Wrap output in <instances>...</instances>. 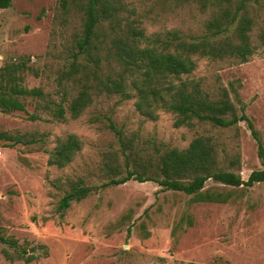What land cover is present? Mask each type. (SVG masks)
<instances>
[{
    "label": "rangeland",
    "instance_id": "1",
    "mask_svg": "<svg viewBox=\"0 0 264 264\" xmlns=\"http://www.w3.org/2000/svg\"><path fill=\"white\" fill-rule=\"evenodd\" d=\"M125 3L126 16L137 20L147 36L177 31L188 40L204 37L212 18V9H203L198 0ZM246 10L254 21L250 34L256 51L250 60L202 58L193 74L182 79L202 80L213 93L226 87L238 107L239 94L264 143V0H249ZM82 22L83 13L74 6L67 10L62 0H13L0 12V72L19 64L24 68L21 86L42 92L21 98L26 111L0 109V132L23 139L0 138V236L16 242L0 241V264H264V183L232 187L209 180L205 192L229 196L225 203H214L197 202L193 195L165 190L154 181L131 180L99 189L64 215L57 211L68 180L95 186L108 180V154H117L125 168L118 130L146 150L144 159L155 149H187L196 136L207 134L219 142L222 161L225 155L240 158L238 172L245 181L263 168L259 144L246 122L229 130L178 128L173 113L160 110L158 120H147L135 98L119 96L97 99L79 119L69 114L63 122L53 119L45 106L61 101L58 78L73 60ZM68 134L84 141L83 150L65 168L49 165V153ZM24 249L35 250L38 260L11 262L3 254L7 250L17 256Z\"/></svg>",
    "mask_w": 264,
    "mask_h": 264
},
{
    "label": "trees",
    "instance_id": "2",
    "mask_svg": "<svg viewBox=\"0 0 264 264\" xmlns=\"http://www.w3.org/2000/svg\"><path fill=\"white\" fill-rule=\"evenodd\" d=\"M198 1L203 9H212V18L206 22L204 37L188 40L177 31H169L164 36H147L137 20L126 16L129 10L125 0H62L67 10L74 6L83 13L82 31L73 44L72 62L58 78L63 87L61 101L48 102L45 109H49L57 121L68 120V114L76 120L97 99L119 96L121 100L135 98L137 110L147 120H158L160 110L173 113L174 125L178 128L209 125L213 129L229 130L246 122L259 144L263 168L253 171L245 181L238 172L240 158L225 155L227 158L222 161L219 142L207 134L196 136L187 149L172 148L162 152L155 149L154 153L146 152L151 158L144 159L142 153L146 150L118 130L125 168L117 160V154L110 153L104 165L108 180L101 186L87 185L81 179L68 180L65 195L57 207L61 215L73 203L84 201L99 189L120 186L131 180L154 181L165 190L193 195L197 202L214 203H225L229 196L205 192L209 180L232 187H253L264 183V143L233 84L232 92L236 93L235 99L240 107L226 87L213 93L203 88L202 80L182 79L193 74L202 58L211 61L235 59L241 63L250 60L256 48L250 34L254 21L246 12L249 0ZM12 2L0 0V12L9 8ZM262 46L264 48V38ZM23 70L19 64H10L0 72V109L4 113L26 111L21 98L42 94L39 88L30 90L21 86L23 77L20 73ZM31 118L38 119L35 115ZM110 127L116 129L114 124ZM0 138L14 143L23 141L8 132H0ZM84 146V141L76 134L60 138L49 153V165L65 168ZM0 241L16 244L3 236ZM32 252L24 249L23 253L14 256L4 250L3 254L11 262L31 263L39 258L35 250Z\"/></svg>",
    "mask_w": 264,
    "mask_h": 264
}]
</instances>
